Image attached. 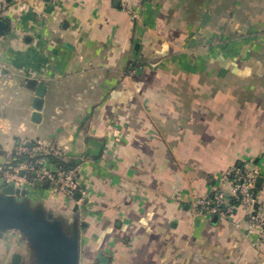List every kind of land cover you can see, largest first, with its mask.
<instances>
[{
    "label": "crops",
    "instance_id": "1",
    "mask_svg": "<svg viewBox=\"0 0 264 264\" xmlns=\"http://www.w3.org/2000/svg\"><path fill=\"white\" fill-rule=\"evenodd\" d=\"M126 1L134 17L117 0H5L1 60L24 77L0 98V167L53 143L86 193L76 213L49 187L16 201L67 231L76 218L78 264H264L241 209L192 206L233 167L259 171L264 199V0ZM28 79L47 87L39 124ZM9 232L0 264H33Z\"/></svg>",
    "mask_w": 264,
    "mask_h": 264
},
{
    "label": "built area",
    "instance_id": "2",
    "mask_svg": "<svg viewBox=\"0 0 264 264\" xmlns=\"http://www.w3.org/2000/svg\"><path fill=\"white\" fill-rule=\"evenodd\" d=\"M122 11L131 17L135 15L126 0H117ZM6 7L5 0H0V21ZM2 37L0 36V98L11 86L14 76L24 77V71H10L1 60ZM12 164L0 167V178L5 183L18 189L34 187L35 182H48V187L64 194L71 202L80 205L86 202V193L79 179V166L62 167L50 161L49 158L66 160L65 151L53 143H38L34 148L21 146L12 150L8 156ZM22 173V175H21ZM260 177L257 169L248 170L233 167L222 172L218 179L221 187L216 191L194 199L193 209L202 215H214L225 218L241 209L246 216V234L256 235L253 243L259 248L264 245V199H259L256 193V182ZM78 193L79 199L74 195ZM8 241L24 242L19 233H11Z\"/></svg>",
    "mask_w": 264,
    "mask_h": 264
},
{
    "label": "water",
    "instance_id": "3",
    "mask_svg": "<svg viewBox=\"0 0 264 264\" xmlns=\"http://www.w3.org/2000/svg\"><path fill=\"white\" fill-rule=\"evenodd\" d=\"M6 29L7 25L0 21V36L6 34ZM64 47L68 48V45ZM26 86L35 89L30 120L34 124H39L47 87L44 84H37L34 79H28ZM261 180V177L257 179V185ZM34 187L48 188V182H35ZM25 194V189L8 185L3 178H0V236L5 231L14 230L19 233L30 247L33 264H78L76 218L70 231H67L62 221L53 218V214H45L42 210H30L26 203L16 201V198ZM79 196L76 193L74 199L78 200ZM77 209V204H74L72 212L76 213ZM22 259L21 254L15 253L11 257L10 264H22Z\"/></svg>",
    "mask_w": 264,
    "mask_h": 264
},
{
    "label": "trees",
    "instance_id": "4",
    "mask_svg": "<svg viewBox=\"0 0 264 264\" xmlns=\"http://www.w3.org/2000/svg\"><path fill=\"white\" fill-rule=\"evenodd\" d=\"M51 162L55 163V164H58L62 167H66V168H69V167H74L75 165H72V164H69L68 162H66V160H61V159H58V158H49Z\"/></svg>",
    "mask_w": 264,
    "mask_h": 264
},
{
    "label": "rangeland",
    "instance_id": "5",
    "mask_svg": "<svg viewBox=\"0 0 264 264\" xmlns=\"http://www.w3.org/2000/svg\"><path fill=\"white\" fill-rule=\"evenodd\" d=\"M247 169V168H246ZM248 170H253V169H248ZM11 233H17V232H11ZM11 233L9 232V234L7 236H10ZM14 243V241H12Z\"/></svg>",
    "mask_w": 264,
    "mask_h": 264
}]
</instances>
